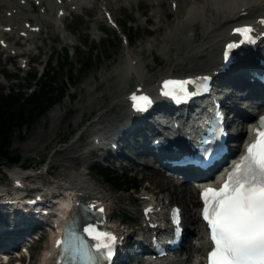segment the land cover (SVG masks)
Listing matches in <instances>:
<instances>
[{
  "label": "rangeland",
  "instance_id": "obj_1",
  "mask_svg": "<svg viewBox=\"0 0 264 264\" xmlns=\"http://www.w3.org/2000/svg\"><path fill=\"white\" fill-rule=\"evenodd\" d=\"M170 1L163 0L159 11H155L154 6L157 3H154V0H133L130 4H125V1L117 3L112 0L109 6L111 5L113 17L117 20H115V25L106 21L102 11L100 12L102 19L99 20V27L98 25L93 26L95 20L92 16L88 19L86 12L78 15L69 13L60 29L56 30L55 39L45 35L44 38L38 39L36 44H31L27 40L21 41L22 38H20L16 48L25 50L33 47L29 53L22 52L9 57L10 50H2L0 46V89L7 92L9 86L16 85L17 89L20 88L27 95L31 92V88H39L41 81L46 78L45 74L42 77L39 75L44 69L45 72L49 70L55 75L54 92L59 93L61 90L65 92L60 101L50 106L35 121L22 126H12L10 147L13 152L20 153L21 158L17 163L5 160L6 164L0 165L1 192H4L5 185L10 188L13 170H22L26 175L23 178L24 181L29 183L33 190L35 187L41 186L43 189L39 190L45 193L53 190L59 191L72 173L85 170L90 172L88 177L92 180L94 178V183L111 196L106 200V203L109 206V212L114 214L113 224L130 232L139 228L141 209L144 205L139 198L142 193L151 189L152 193L155 192L158 197L165 195V191H161V187L157 183L153 184V179L148 174L146 163L152 164L149 156L140 155L134 148H129V153L133 154L135 158L122 157L126 165L116 161L113 163L108 159L107 151L103 145L100 147L97 145L98 143H94L93 138L97 129L116 122L129 109L130 102L125 99L127 96L125 91L121 94L125 100L121 101H119L121 97L119 93H114L115 96L112 97L107 94L124 84H127L125 90L130 92L140 79V75L135 73L128 79L125 78L127 82L123 78L126 65L129 62V57L126 55L128 49H132L134 56H140L142 62L149 65L142 67L143 76L154 77L153 75H157L154 78L155 82H158L160 72L164 70L174 68L173 72L183 73L186 71L183 68L190 66L192 62L196 63L197 59L194 57L176 59L183 54V49H186V40L182 41L183 48L180 51H177L178 44L174 36L169 38L168 42L166 41L169 46L168 52L160 48L166 32L172 28L168 22H174L177 15L174 11L175 8L173 7L172 11V8L169 7ZM101 2H105V0H101ZM178 2L180 0L175 1L174 4L176 5ZM186 9L187 2L184 0L178 11L184 14ZM37 12L38 10H34V14ZM66 25H69V28H66ZM191 28L194 31L190 30ZM193 32H196V36L202 37L200 22L194 25H184L180 36L186 38V35ZM155 39L160 42L159 45L155 43ZM179 40L181 39L179 38ZM10 41L13 43V39ZM149 44H153V47ZM224 80L223 82H226ZM220 84V88L225 91L234 88V85L231 88H225L223 83ZM15 91L18 92V90ZM103 94L107 98L102 104L87 108L92 97L93 99L101 98ZM258 103L263 104L264 102ZM101 113H106L103 115V120L98 119ZM68 151L74 157L79 156L80 160L78 161L76 158H73L75 160L72 161L67 160L63 152ZM93 162L104 163L121 173L128 174L131 178L136 177L141 181L140 187L129 190L116 187L91 168ZM149 170L159 171V168L152 164L149 166ZM163 174L168 175L166 172ZM175 177L180 179V177ZM60 198L64 199V202L68 200L66 195L65 197L60 195ZM167 200L162 201L164 203L175 201L174 199ZM19 213L22 214L21 211H14L15 218L21 222L23 217L21 218ZM12 217L14 219L13 215ZM12 217L10 216L9 220ZM122 219L128 222L127 226L122 223ZM188 225L195 231H189L190 235L185 240L190 241L191 239L192 241L196 238H192L195 235L194 232L198 234V227L196 223ZM49 231L51 234L44 231L43 238L39 240L37 237L41 233L37 236H33L31 233L25 236L26 241L31 240L32 245L28 247L31 254L30 259H25L24 264H29V262L43 264L46 261V257L51 252L54 229L49 226ZM128 247L129 252L133 253V246L129 244ZM181 254L186 256L188 253L185 250ZM129 264H136L135 260H131Z\"/></svg>",
  "mask_w": 264,
  "mask_h": 264
},
{
  "label": "bare ground",
  "instance_id": "obj_2",
  "mask_svg": "<svg viewBox=\"0 0 264 264\" xmlns=\"http://www.w3.org/2000/svg\"><path fill=\"white\" fill-rule=\"evenodd\" d=\"M111 1L112 0H105V2H101V0H64V2L59 3L57 0H39V2H37V0H0L1 49L8 51L10 50L11 56L9 55V57H12L14 55L21 54L22 52L29 53L31 52L30 49L33 48L29 47L25 50L16 48L17 43H19L20 41V38L24 39L25 41H30L31 44H36L38 39L44 38L45 35L55 39L57 33L56 30L60 29V26L65 17L68 15V12L74 15L86 12L88 13V19H90L91 16L94 18L95 21L93 26L96 27V25H98L99 27V20L102 19L100 12L102 11L104 17H106L105 12L108 13L111 10V5L109 6ZM115 1H117V3L125 1V4H130L131 2H133V0ZM162 1L163 0H154V3H157L154 6L156 9L155 11H159L158 9L161 6ZM175 1L177 2V0L170 1L169 7L172 8V11L174 10L173 4L175 3ZM183 1L184 0H180L181 3ZM185 1L187 2V9L185 10L184 14H181L178 11L181 8L180 2H178L176 4L177 6L174 7V11H176L177 14L176 19L174 22H168L172 25V28L171 30L166 32L165 37L162 39L160 48L163 50L165 49L168 52L169 46L166 44V41L168 42L169 38L174 36L177 41L176 43L178 44L176 47L177 51H180L183 48L182 41L186 40V49H183V54L179 55L176 59L182 60L186 59L187 57H194L197 59V61L196 63L192 62L190 66L183 68L186 70L183 73H175L173 72L174 68H169L166 71L164 70L160 72V74L163 75V77L167 74H189V76L191 74L199 76V73L207 72L212 74L213 78L215 79V89L212 92L213 98L218 99L222 95V93L223 95H225V99L227 101H230L231 105L235 108V113H231V116L233 114L231 118L232 125L234 126L235 130L243 131V134L246 135V122L243 117H240L242 116V114L247 115V117H252L253 112L258 114L264 111V103H258L261 101L264 102L262 95L258 93L260 91L264 94V88L257 87L258 89L255 88L252 90H247L245 84L252 85V82L247 78V76H244V72L249 69L251 65L257 64L256 57L258 56V54H264V43L261 45L258 43V48L256 49L248 46H244L241 48H239L240 46L238 48L233 47V49L230 50L229 53L230 58L233 60L234 64L232 66V69L237 68V72L230 76L221 73L220 70L223 68H221V64L222 59H224L223 55L226 54V46L231 43V41H233L235 37V34L230 31L231 28L236 25L235 23L247 20H252L256 26H259V24H261V20L264 19V0ZM60 9L66 10L67 14L63 15L62 13V16H59L57 13H59ZM34 10H38L37 14H34ZM9 11L11 12V14H9ZM198 22H200L201 24L202 37L196 36V32L189 33L188 35H186V38L185 36H180L184 25H194ZM66 28H69V25H66ZM190 30L194 31L193 28H191ZM179 38L181 40H179ZM11 39H13V43L10 41ZM155 41V43L159 45L160 42L157 39H155ZM149 45L153 47V44ZM126 55L127 57H129V62L126 65L125 75L123 78L128 79L133 73L138 74L140 75V79L137 85L143 83L145 85L144 88L154 90L157 100L154 107V117L152 120L148 121L147 124H145L144 122L146 121H143V115L137 114L138 112H135L134 110H132V108L129 107L128 111L124 112L121 118H119L116 122L108 124L104 127H100L95 133L99 134L101 138H104L107 145L111 143L112 147L114 148V150H112V153L115 157L127 156V152L125 150L126 143L131 144L135 142V145H139L140 142H142L147 145L140 148V152L142 154H144L145 152H149L148 150L153 146H150L148 144V141L154 137L164 138L162 140H174L175 144L173 146V149H176L177 146L185 144L188 141V137L186 133L183 132L199 126L205 111L208 110L209 104L211 103V96L202 98L200 104L196 107L198 108L197 111L192 109L190 113H184V110L183 112L171 110L165 97H163L158 91L159 88L157 87V84L154 80L157 75H153L154 77L143 76L142 67H148L149 65L142 62V58L140 56H134L132 53V49H128ZM224 76H229V79L224 80ZM223 80L226 82H223ZM125 81L127 82L126 79ZM227 82L234 85V88H232L231 90L229 89L224 93L223 89L220 88V83L227 84ZM126 86L127 84H124L117 90L110 91L107 94L108 96L112 97L115 96L113 95L114 93H119V96H121L124 91L126 92V95L134 91L132 90L129 92V90H125ZM105 98H107L105 94H103L101 98L97 97V99H93L92 97V100L87 105V108H92L96 104H102ZM119 99V101H121L124 98L121 96ZM125 99L128 100L127 97H125ZM104 114L106 115V113H101L98 119L103 120L102 118ZM175 122L177 123V126H174ZM175 129L180 131H174ZM190 137L192 139V135H190ZM139 138H141V140H139ZM98 142L105 144L102 139H99ZM63 153L65 154V158L67 160H75L73 158L78 159V161L80 160L79 156L74 157V155H71L69 151ZM150 165L152 164H150L149 162L146 163L148 174L151 175L152 179L154 180H152V182H154L153 184L157 183L158 185H160L161 191H165V195L163 197H158L156 193H152L150 189L143 192L139 198H141V200L145 203V206L153 205L154 207H157L156 202H158L160 205L162 204L161 207H165L166 203L162 201L165 199H174L175 202H180L182 204L186 222L192 224L196 223L198 227V234L195 233L192 238H200V243L196 245L189 238L190 241H187L184 245L186 253L188 254L186 256H183L178 264H194L195 259L199 257L201 253H203L201 251L206 249L203 227L200 224L199 214L195 210V207L197 205H200L198 187L194 182L188 179L180 178L178 180L175 175L163 174V171L159 167H157L159 168V171L149 170ZM13 172V176L15 177V179L21 182L23 180V177L20 171L13 170ZM88 174L90 175V172L85 170L72 173L67 181L62 184V188L68 186L70 190H72L70 191V193H79L78 200L82 199L83 201L87 200L92 202L101 201L105 203L106 200L111 196L105 193L104 190L100 189L94 183V178L93 180L90 179L88 177ZM59 191L53 190L52 192H55L57 194ZM74 193L71 194L68 200L66 199L67 202H64V199H61V201L69 205V203L73 199L74 203L76 196H72ZM37 194H39V192ZM0 203H4V201L1 199ZM8 209L14 210V204H8ZM160 211L162 213V210ZM30 214H32L30 213V211H22V222L26 223V218H28V215ZM10 216L12 217V214H10ZM42 217H45V215H43ZM119 229L120 231L125 232V230L121 228ZM188 231H193V229L188 226ZM15 232H17V230L13 231V229H0V244H7L13 241V239H11V234ZM18 236L21 238L25 237L21 233H18ZM132 238L133 235L131 233L126 236L125 244H127V241H130ZM125 250H129L128 244ZM50 258L51 253L48 257H46V261L43 264H48L47 262L50 260ZM129 258V254H125L123 257L121 255L120 257L122 263L124 264L130 263ZM29 264H31V262H29ZM117 264H119V261Z\"/></svg>",
  "mask_w": 264,
  "mask_h": 264
},
{
  "label": "snow or ice",
  "instance_id": "obj_3",
  "mask_svg": "<svg viewBox=\"0 0 264 264\" xmlns=\"http://www.w3.org/2000/svg\"><path fill=\"white\" fill-rule=\"evenodd\" d=\"M233 31L240 34V42L255 41L256 30L252 25ZM240 42L226 46V60L228 51L238 47ZM186 84L183 80H164L161 94L178 103L186 102L197 94L190 92ZM130 99L138 112H146L152 103L147 94L134 93ZM261 128H264V118L257 129V139L247 145L238 162L231 166L222 186L206 187L202 192L204 207L201 216L208 225L211 241L208 264H264V130ZM84 210L104 212L103 207L96 204L85 205ZM176 223L179 224L178 218ZM83 231L96 243L90 246L83 237L68 228L65 236L57 241L59 254L70 264H108L118 237L111 231L98 232L92 224Z\"/></svg>",
  "mask_w": 264,
  "mask_h": 264
},
{
  "label": "trees",
  "instance_id": "obj_4",
  "mask_svg": "<svg viewBox=\"0 0 264 264\" xmlns=\"http://www.w3.org/2000/svg\"><path fill=\"white\" fill-rule=\"evenodd\" d=\"M55 72V71H54ZM35 76V75H33ZM46 78L41 81L39 88L30 90L27 95L21 89L15 87L5 92L0 89V165L6 164L5 160L11 163L21 158V154L13 152L11 149L12 126H22L23 124L35 121L39 116L54 103L60 101L64 91L54 92L55 75L52 71L45 72ZM42 77V76H40ZM15 90H18L16 92ZM93 170L102 176L107 182L120 189H138L140 180L136 177L131 178L126 173H121L110 166L96 163L92 166Z\"/></svg>",
  "mask_w": 264,
  "mask_h": 264
}]
</instances>
